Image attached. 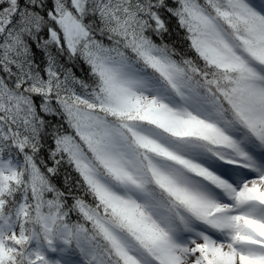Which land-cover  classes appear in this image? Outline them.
Masks as SVG:
<instances>
[{"label":"snow or ice","instance_id":"6c2138e0","mask_svg":"<svg viewBox=\"0 0 264 264\" xmlns=\"http://www.w3.org/2000/svg\"><path fill=\"white\" fill-rule=\"evenodd\" d=\"M0 264H264V0H0Z\"/></svg>","mask_w":264,"mask_h":264},{"label":"trees","instance_id":"16d2710c","mask_svg":"<svg viewBox=\"0 0 264 264\" xmlns=\"http://www.w3.org/2000/svg\"><path fill=\"white\" fill-rule=\"evenodd\" d=\"M169 28H170V34L165 35L164 37L165 42L174 45L181 52L187 50V41L183 39L184 32L183 30L179 29L175 18L170 19ZM189 54L191 55V53ZM75 71L77 76H86L87 68L85 67L83 72H81L79 68H77ZM64 172H68L71 174L73 182L78 178L76 173L67 165L62 166L61 168V175H63ZM56 183L58 185L61 184V179L59 177L56 178Z\"/></svg>","mask_w":264,"mask_h":264}]
</instances>
